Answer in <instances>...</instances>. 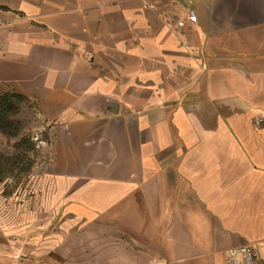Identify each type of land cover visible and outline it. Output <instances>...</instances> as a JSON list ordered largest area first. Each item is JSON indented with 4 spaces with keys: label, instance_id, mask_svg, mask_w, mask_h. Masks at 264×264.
<instances>
[{
    "label": "crops",
    "instance_id": "1",
    "mask_svg": "<svg viewBox=\"0 0 264 264\" xmlns=\"http://www.w3.org/2000/svg\"><path fill=\"white\" fill-rule=\"evenodd\" d=\"M6 89L50 124L44 191L108 219L106 264H264V0H0Z\"/></svg>",
    "mask_w": 264,
    "mask_h": 264
},
{
    "label": "rangeland",
    "instance_id": "2",
    "mask_svg": "<svg viewBox=\"0 0 264 264\" xmlns=\"http://www.w3.org/2000/svg\"><path fill=\"white\" fill-rule=\"evenodd\" d=\"M49 125L24 95L0 91V264H41L44 250L49 264H106L108 219L74 217L44 191Z\"/></svg>",
    "mask_w": 264,
    "mask_h": 264
},
{
    "label": "built area",
    "instance_id": "3",
    "mask_svg": "<svg viewBox=\"0 0 264 264\" xmlns=\"http://www.w3.org/2000/svg\"><path fill=\"white\" fill-rule=\"evenodd\" d=\"M198 16L193 9L187 10V19L179 21V26L184 27L187 22L196 23ZM91 59L92 55H86ZM259 257V248L252 243H245L240 246L232 247L228 250V263L229 264H252Z\"/></svg>",
    "mask_w": 264,
    "mask_h": 264
}]
</instances>
